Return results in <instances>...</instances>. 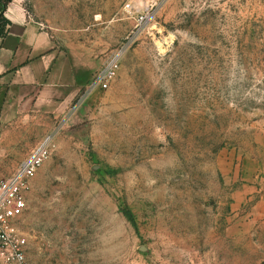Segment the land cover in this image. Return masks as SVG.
<instances>
[{"label": "rangeland", "instance_id": "obj_1", "mask_svg": "<svg viewBox=\"0 0 264 264\" xmlns=\"http://www.w3.org/2000/svg\"><path fill=\"white\" fill-rule=\"evenodd\" d=\"M132 2L25 0L97 73L123 50L32 180L30 264H264V0H165L142 27Z\"/></svg>", "mask_w": 264, "mask_h": 264}, {"label": "crops", "instance_id": "obj_2", "mask_svg": "<svg viewBox=\"0 0 264 264\" xmlns=\"http://www.w3.org/2000/svg\"><path fill=\"white\" fill-rule=\"evenodd\" d=\"M6 17L12 25L0 39V182L60 130L98 71L97 63L60 49L29 17L25 0H13Z\"/></svg>", "mask_w": 264, "mask_h": 264}, {"label": "built area", "instance_id": "obj_3", "mask_svg": "<svg viewBox=\"0 0 264 264\" xmlns=\"http://www.w3.org/2000/svg\"><path fill=\"white\" fill-rule=\"evenodd\" d=\"M165 0H144L141 7L136 2L126 5V12L135 16L142 27L152 20L153 12ZM140 9V10H139ZM123 50H117L108 58L103 69L91 80L79 99V103L97 90L106 91L118 77L121 70ZM56 141V134L45 136L31 154L20 163L10 177L0 182V264H30L25 240L19 230V222L28 209L27 194L33 178L50 159Z\"/></svg>", "mask_w": 264, "mask_h": 264}, {"label": "trees", "instance_id": "obj_4", "mask_svg": "<svg viewBox=\"0 0 264 264\" xmlns=\"http://www.w3.org/2000/svg\"><path fill=\"white\" fill-rule=\"evenodd\" d=\"M13 0H0V39L8 36L11 21L6 17V12Z\"/></svg>", "mask_w": 264, "mask_h": 264}]
</instances>
